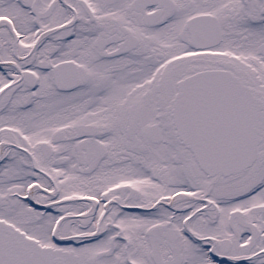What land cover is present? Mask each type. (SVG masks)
I'll use <instances>...</instances> for the list:
<instances>
[{"label": "snow or ice", "instance_id": "obj_1", "mask_svg": "<svg viewBox=\"0 0 264 264\" xmlns=\"http://www.w3.org/2000/svg\"><path fill=\"white\" fill-rule=\"evenodd\" d=\"M0 264H264V0H0Z\"/></svg>", "mask_w": 264, "mask_h": 264}]
</instances>
